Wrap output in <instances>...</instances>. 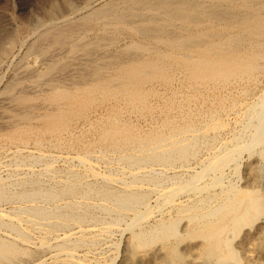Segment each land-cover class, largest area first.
<instances>
[{
	"label": "bare ground",
	"instance_id": "1",
	"mask_svg": "<svg viewBox=\"0 0 264 264\" xmlns=\"http://www.w3.org/2000/svg\"><path fill=\"white\" fill-rule=\"evenodd\" d=\"M88 5L51 20L32 33L34 39L24 26L0 39V65L9 55V62L18 58L0 90V147H14L9 174L0 177V202L12 204L0 211V264H84L77 250L109 235L128 212L125 229L134 245L163 244L167 264L183 257L170 242L182 218L189 233L204 230L209 258L240 264L231 233L253 223L263 200L251 190L241 195L237 183L223 185L222 176L229 165L239 170L243 152L264 155V0ZM56 8L52 2L44 14L52 18ZM260 84L239 110L241 98ZM227 112L243 115L219 144L220 116ZM203 146L211 151L198 158ZM46 149L74 151L68 158L81 170L55 169ZM93 156L110 164L107 173H99ZM196 157L198 170L174 175L157 194V207L168 205L176 215L147 224L153 207L147 189L136 184L161 182L164 173L154 165L185 166ZM38 162L43 167L35 170ZM217 185L218 194H209ZM184 192L195 198L175 202ZM40 254H49L48 260Z\"/></svg>",
	"mask_w": 264,
	"mask_h": 264
},
{
	"label": "rangeland",
	"instance_id": "2",
	"mask_svg": "<svg viewBox=\"0 0 264 264\" xmlns=\"http://www.w3.org/2000/svg\"><path fill=\"white\" fill-rule=\"evenodd\" d=\"M40 1L41 0H39V1L38 0H0V39L4 41L10 35L11 31H13L16 28H19L20 26L21 27L24 26V27H26V29H29L28 31H30L31 34L33 32L39 33L40 31H42L44 29L45 25L48 24L51 20H55L58 18L60 19V17H62L63 15H66V14H70L73 10L82 9L83 7L87 6L90 2V0L89 1L88 0H42L41 2ZM85 1H87V3L83 5V3H85ZM52 2L56 4L57 8L55 10L54 17L50 18L44 14V10ZM90 4L93 5L95 3L91 2ZM71 8H72V10H71ZM39 11H40V13H39ZM41 25L43 28L41 27ZM30 26H32L34 29ZM34 30H37V31H34ZM6 33H7V35H6ZM33 34H32V39H34ZM1 36H5V37H1ZM32 58H34V57L28 56L27 60L32 61L33 60ZM16 60L18 61V58H16L12 62H9L10 61V55H9L1 63L0 74H2V76L0 77V90L5 85L4 83H6L8 80H10L9 78L11 77V73L13 72V68L16 67V65H17ZM14 63H16V64H14ZM6 68H7V70H6ZM260 86H261V84L258 85L257 87H254L251 96H249L247 98H241L243 102L239 106V110H241L242 106L245 103L250 102L254 98V96L257 94V92L261 88ZM239 113L227 112V113L222 114L220 116V118L225 122V125H224V127L221 128L219 138L217 139L219 144H221L222 142H227L229 140L228 138H230L231 130L238 129L237 127H240V123L236 122V120L240 119V117L243 115V113H240V115H239ZM142 123H143V125L146 124L145 122H142ZM1 125L2 124L0 123V131H3L5 129V127L1 126ZM245 130L246 131H242V134H243L242 136H244V137L249 132V129H245ZM263 138H264V134H263ZM4 146L5 145L0 147V150H1L0 151V158H1L0 159V162H1L0 163V177H2V178H4V176L7 177L9 174V172H8L10 169L9 167H12V162H13L11 159V152H12V150H14V147L11 145L10 146L6 145L5 147ZM27 147L28 148H25V149H27V150L32 149L31 144H28ZM207 148L208 147H206V146H203L202 148H200L199 149V155L197 157L200 158V157H205L206 155H208L210 153L211 149L210 148L207 149ZM45 152L46 153L50 152L49 153L50 155H52V156L54 155L52 166L55 169L59 170V168L62 169V168H65L68 166L71 168H77L78 170H81L79 168L80 166L78 165L79 163H77V161L75 159L71 160L70 158H68L70 156L75 155L74 151L67 152L65 150L61 151L59 149H55V150L54 149H46ZM63 155H65V156H63ZM241 155H242L240 157L241 159L239 158L240 160L238 161L239 170L238 171L235 170L233 165H229L228 167H226L224 169V174L222 176L223 177L222 178V184L224 183L223 185L226 186L229 184L234 185L235 183H237L238 185L235 184L234 186L239 187L241 195H250L252 192H257V193L259 192L260 195L262 196V200H263V209H262L261 213L258 214L254 220H252L253 223L250 222V224L249 223L248 224H242L237 231L231 233L232 237L234 238L233 247H235L238 250V252L240 251L239 252V254L241 256L240 264H261V262H262V264H264V261H263L264 260V253H263L264 252V241H262V238L264 236V184H263L264 183V177H263L264 176V174H263L264 173V167H263V169H262L263 171L261 173L256 171V167L258 165L263 164V166H264V155H263V157H261V156H258L256 153H249V152H243ZM197 157L195 159L190 160L189 163L187 165H185L187 169L185 168V166H181L179 164H174L172 166L167 167L169 169H167L164 166L154 165L153 168L155 170L161 169V172L164 173V178H162L161 182L158 183L157 185H150V184H146V183H137L136 184V186L141 185L143 188L147 189L146 190V196L148 198L146 199V202L149 203V205L154 208L153 209L151 207L153 215L151 214L150 218H148L147 224H151L154 221L159 220V219H166V218L174 217L176 215L175 214V208H172L168 205H164L165 207L162 206L161 208L157 207V202H158V198H157L158 195L157 194L161 191V189L163 190V188L165 189V188L170 186V184H171L170 179L174 175H177L179 177H186V175L188 173H190L191 171L198 170V168H199V163H198L199 161L198 160L199 159ZM91 161L95 162L96 168L98 169L100 174L107 173L111 167V166H109L110 165L109 163L103 162L101 159L98 160L94 156L92 157ZM255 161H256V163H255ZM8 164H9V166H8ZM104 165H105V167H104ZM32 166L35 170H39L43 167V162L42 163L38 162V163H36V165L34 164ZM7 167H8V169H7ZM248 170H249V172H248ZM235 171L237 172V174L235 173ZM253 172L255 173V175ZM224 175H226V176H224ZM238 178H239V180H238ZM98 179H95V180L93 179V180L100 182L99 181L100 179L99 180ZM147 186H149V187H147ZM245 187L246 188L248 187V188L246 189ZM252 187L253 188L255 187V188L253 189ZM152 189H154V190H152ZM219 190H220V186L217 185L216 187L209 188L208 193L209 194H216V193L218 194ZM249 190H251L252 192ZM178 195L175 197V202H177V203H179V202H182V203L188 202L189 203V202H191V200H193L195 198L191 192H188V193L184 192V193H180ZM212 203L214 205L215 201L209 202L210 205H212ZM11 206H12L11 203L0 202V208L2 209V210L0 209V211H8L11 208ZM130 215H131V213L128 212L121 219L122 221L119 222L118 225L117 224L115 225L117 228L116 227L113 228L111 233L110 234L108 233L109 235L97 236V241L94 243L95 246L93 245L94 247L91 246L88 249L87 248H80L77 250V255L84 258L83 259L84 264H87L88 262H89L88 264H95V263L96 264H100V263L101 264H167L166 257H165V246L163 244L157 242L156 244L149 246L147 248L137 249V247L134 245L133 241L130 238V231L128 229H125V223L128 222ZM188 225H189V222H188L187 218H182L177 225L176 235L174 237L170 238V242H172L174 244H175V242L177 243V245L176 244L175 245L177 246L178 251L181 252V255L183 256V257H181V261H178L176 264H205L206 262H207L206 264H217V262L214 261V258H209V256H207L204 253L205 239H204V237H202V234L204 233L202 231H204V230H195L196 232L193 231V232L189 233L187 230L189 227ZM99 226H100V224H98V223L90 225L91 228H93V227L98 228ZM124 230H128V231H124ZM72 231H75V230H72ZM186 231L188 233H185ZM233 234H234V236H233ZM238 234H239V236H238ZM243 234H244V236H243ZM184 235L186 238L184 237ZM186 235H188V236H186ZM182 238L184 239V241L181 240ZM259 238H261V239H259ZM50 241H53V239L50 238ZM116 246L118 247L117 251H116ZM239 247H241L242 249ZM135 249H137V250H135ZM84 250L87 251V253ZM199 252H201V253H199ZM84 254H85V256H84ZM39 256H40L39 259H44V261L48 260V258H49V254H40ZM86 259H87V261H86ZM203 259H204V261H203ZM248 260H249V262L246 263ZM259 261H261V262H259ZM85 262H87V263H85Z\"/></svg>",
	"mask_w": 264,
	"mask_h": 264
}]
</instances>
